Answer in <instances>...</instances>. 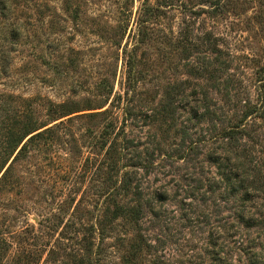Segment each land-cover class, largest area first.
<instances>
[{
    "label": "rangeland",
    "instance_id": "1",
    "mask_svg": "<svg viewBox=\"0 0 264 264\" xmlns=\"http://www.w3.org/2000/svg\"><path fill=\"white\" fill-rule=\"evenodd\" d=\"M9 1L10 9H0V91L35 98L36 103L37 98L66 100V108L74 111L61 118L47 153L42 144L16 166L25 182L32 181L11 206L26 205L30 224L37 227L40 219H54L63 209L57 230L45 236L49 245L36 246L46 249L37 252L36 264H224L231 255L229 239L240 235L259 243L254 250L264 264V225L246 229L234 219L240 204L263 219L264 186L249 189L251 199L242 203L241 194L226 192L220 170L208 159L214 153L222 156L218 145L223 129L248 112L241 122L253 137H244L237 146L245 149V167L260 166L259 180L252 185L264 183V118L250 113L261 111L264 0H166L170 5L152 27L168 28L170 40L163 41L159 31L161 38L155 35L144 43H135L142 0ZM119 21L126 28L123 36ZM133 45L137 115L125 127L135 145L132 154L147 151L154 160L149 172L138 170L136 175L151 208L138 222L113 223L87 251L83 231L75 229L79 222L91 223L97 209L112 198L99 187L104 177L99 134L105 121L89 115L108 108L117 126L123 124L120 109L109 103L125 87L123 48ZM175 84L180 89L175 119L146 124L166 88ZM205 93L219 107L212 118L202 116ZM225 166L222 171L237 175L235 166L226 161ZM155 192L166 196L157 200ZM129 197L120 196V201ZM16 216L15 229L24 221ZM65 223L73 226L59 235Z\"/></svg>",
    "mask_w": 264,
    "mask_h": 264
},
{
    "label": "trees",
    "instance_id": "2",
    "mask_svg": "<svg viewBox=\"0 0 264 264\" xmlns=\"http://www.w3.org/2000/svg\"><path fill=\"white\" fill-rule=\"evenodd\" d=\"M11 5L9 0H0L1 10H8ZM169 5L170 3L166 0L157 1L154 4H151L150 0L141 1L135 21L137 31L135 43L147 42L154 39L155 35L161 38L159 31L166 39L163 41L170 40V30L168 28L166 29L164 26L152 27L153 24H160L158 18L161 14H165L166 7ZM65 8L67 9V6ZM121 22L123 21H119L118 27L122 30L121 36H123L126 28ZM9 33L11 34V32ZM134 47L133 45L131 48H123L125 87L120 93L113 96L109 103L111 107L120 109L123 124L117 126L116 117L108 108L89 115L105 121L99 134V144L104 150L102 161V165L104 164V177L99 187L102 194L112 196V198L108 197L107 204L97 209L94 220L91 223L79 222L78 229H75L76 233L83 231L82 233L86 240L85 249L87 251L91 250L94 238L105 237L107 229L113 223L118 220L125 223L138 222L144 210L151 208V202L145 199L143 187L138 183L136 175L138 170L149 172L154 166V160L150 156L147 157V151H138L139 149H136L138 153L132 154L131 148L135 147V145H132L133 138L128 136L129 134L125 127L126 121L133 118V115H137L133 112L134 90L138 82L135 78L136 60ZM262 87L261 111L252 110L250 112L255 113L254 115L260 118H264V84ZM179 92V86L176 84L166 88L158 103L159 107L151 109L149 123L146 124L155 121H166V119L174 120L175 103ZM202 96V100H207V104L205 102V105H203L205 110L202 116L205 114L210 115L211 118L216 116V110L219 107H217L215 100L208 96V93ZM108 98L109 96L101 103L100 107L108 101ZM37 100L39 102L36 103L35 98H24L14 92L0 91V264H36L37 252L46 250L45 248L36 247L37 244H42V247L49 245L50 241L45 236H51V233L55 232L58 225L62 222L60 218L62 208L58 209L57 213L53 215L54 219L52 217L45 220L40 219L36 227L28 222L30 212L26 205L11 206L16 196L26 192V186L29 181H32L29 179V181L25 182L22 179L23 175L16 171L17 164L28 160L31 151L39 148L42 144H44L45 152L47 153L51 148V139L55 137L53 134L55 128L64 120L61 118L74 112L66 108L68 103L66 100L54 101L45 98L44 101L46 103L41 98H37ZM122 100H125V102L120 107ZM213 101L214 103L211 105L213 107L208 106ZM248 115L249 113L247 112L238 122H233L226 129H223L222 140L218 145L224 152L222 156L216 153L208 156V159L215 163L220 170L219 176L225 182L226 192L228 191L227 193L232 195L241 194L239 200L242 203L251 199L249 189L258 191L264 186L263 182L258 185H252L259 180L257 174L260 166L245 167L247 165L245 149L243 147L239 149L237 146L241 145L244 137H249L250 139L253 137L248 132L246 124L243 125L241 122ZM58 119L61 120L49 125ZM142 154L145 156H142ZM224 160L230 166H235L237 169V173H235L237 175L235 176H239L238 179H233L235 176L232 175L231 171L225 172L221 170L222 167H226ZM238 169L241 170L240 174H238ZM250 177H252V181L249 183ZM39 182H45V180L40 179ZM199 183L201 184V179ZM120 196L121 198L130 197L123 203L120 201ZM154 196L157 200H162L165 198L166 193L164 192L160 195L155 192ZM239 207L234 209V219L238 227L249 229L264 225V217L261 220L257 219L255 217L257 214L254 212L250 213L243 204H240ZM12 212H16V214ZM17 214L22 216L24 221L23 225L15 229L13 228V221ZM68 226L73 225L65 223L61 231H59V235ZM229 236L233 238L235 234L232 233ZM229 240L231 244L228 246L227 253L231 255H229V258H224V264L260 263L257 258V252L254 250L259 246V243H256L255 240L246 242L241 235L240 239ZM132 246L136 252L138 245L133 243ZM234 253L243 255L240 254V256L233 259L232 254ZM241 256L245 258L246 263L242 262ZM217 260L220 262L221 257H217Z\"/></svg>",
    "mask_w": 264,
    "mask_h": 264
}]
</instances>
